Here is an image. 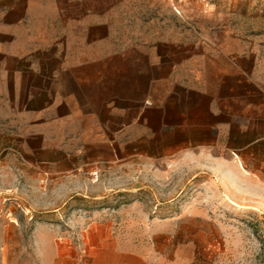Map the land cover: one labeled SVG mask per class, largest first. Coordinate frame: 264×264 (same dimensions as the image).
<instances>
[{
    "label": "crops",
    "instance_id": "crops-1",
    "mask_svg": "<svg viewBox=\"0 0 264 264\" xmlns=\"http://www.w3.org/2000/svg\"><path fill=\"white\" fill-rule=\"evenodd\" d=\"M139 145L264 188V0H0V162L60 176ZM85 264L169 263L106 244Z\"/></svg>",
    "mask_w": 264,
    "mask_h": 264
},
{
    "label": "rangeland",
    "instance_id": "rangeland-1",
    "mask_svg": "<svg viewBox=\"0 0 264 264\" xmlns=\"http://www.w3.org/2000/svg\"><path fill=\"white\" fill-rule=\"evenodd\" d=\"M126 151L60 176L0 162V264H85L106 244L169 264H264V188L237 161Z\"/></svg>",
    "mask_w": 264,
    "mask_h": 264
},
{
    "label": "built area",
    "instance_id": "built-area-1",
    "mask_svg": "<svg viewBox=\"0 0 264 264\" xmlns=\"http://www.w3.org/2000/svg\"><path fill=\"white\" fill-rule=\"evenodd\" d=\"M156 1H160V0H156Z\"/></svg>",
    "mask_w": 264,
    "mask_h": 264
}]
</instances>
